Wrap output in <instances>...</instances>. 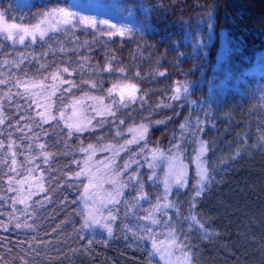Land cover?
<instances>
[{
	"label": "trees",
	"instance_id": "1",
	"mask_svg": "<svg viewBox=\"0 0 264 264\" xmlns=\"http://www.w3.org/2000/svg\"><path fill=\"white\" fill-rule=\"evenodd\" d=\"M140 1L150 7V31L110 37L102 26L84 31L75 27L70 32H65L69 26H64L46 42L23 47H13L0 37V80L7 81L0 84L5 121L0 125V140L5 144L0 160L6 162L0 163V222L8 228L0 227V264H162L155 255H149L153 252L151 239L133 236L148 235L142 231L150 227L143 217L146 209L163 200L162 195L157 196L158 184L147 187L151 201L134 214L125 212L122 201L116 205L112 237L104 229L85 226L83 181L77 176L82 169L81 148L122 145L125 156L137 162L143 161L142 155L149 150L174 147L188 116L184 100L172 99L174 87L185 72L196 76L192 49L184 40L186 33L195 35L201 21L214 14L217 32L228 28L231 35L242 38L241 49L229 57L231 70L240 72L264 47V0H123L143 19ZM57 7L73 6L69 0H33L28 7H19L16 0H0V12L8 20L26 25L38 23ZM85 41L93 45L92 51L87 50ZM217 46L215 41L210 47V62ZM61 47L66 51H59ZM81 63L84 71L74 70ZM63 67H68L71 75L61 72L60 78L52 80L50 74ZM121 68L124 71H119ZM61 78L69 83H61ZM40 80L44 85L61 83L54 95V115L78 96L91 94L110 100L108 91L113 85L135 84L139 91L133 102H115L109 113L96 116L88 131L76 133L71 129L69 136V128L57 117L48 123L41 120L33 96L23 88L24 81ZM94 83L96 87H92ZM141 125L147 126L145 138L127 145L129 129ZM21 136L26 139L21 140ZM10 140L16 141L13 148L20 167L34 168L43 177V192L27 208L13 203L15 195L9 190L17 178L9 171ZM195 141L206 145L203 160L208 179L195 201L191 183L183 195L186 201L180 198L177 207L183 216L197 215L204 229L198 224L179 229L182 250L191 264H264V99L254 90L243 97L226 95L212 104ZM28 144L33 148L28 149ZM30 152H47L51 159L45 163L44 157L37 155L29 163L26 157ZM193 202L195 208L191 207ZM16 223L31 228L17 229Z\"/></svg>",
	"mask_w": 264,
	"mask_h": 264
},
{
	"label": "rangeland",
	"instance_id": "2",
	"mask_svg": "<svg viewBox=\"0 0 264 264\" xmlns=\"http://www.w3.org/2000/svg\"><path fill=\"white\" fill-rule=\"evenodd\" d=\"M32 1L16 0L19 7H28L32 5ZM69 1L73 6L72 8L57 7L55 9H64L76 14V16L89 17L97 22L106 21L107 24L98 26H102L108 31L115 32L122 29L125 35L136 31L146 32L153 28L149 15L150 7L143 1L139 3L140 14L144 15L143 19L139 18L137 10L133 6H127L123 0ZM4 21L8 24H17L27 28H31L40 22L26 25L8 20L5 16ZM49 24L55 25L56 20L50 18L48 23L41 25V27L48 28ZM215 25L216 19L214 14H212L201 21L199 30L195 35L191 34V32H187L185 35V43L192 49L190 54L193 61L192 71L196 73V76L189 75L187 71L183 79L177 81L174 87L175 95H177L176 89L179 88L180 99H183L188 106V116L181 124L184 125V128L180 126L178 142L174 147L168 151L149 150L147 154L144 153L142 155L143 161L137 162H134L133 157L125 156V150L122 145L92 144L91 149H89V145L81 148L87 150H81V153H83L80 179L83 181L82 199L90 228L106 230L103 225L107 223L108 212L111 210L112 214L115 215L113 209L118 205L109 203L110 199L122 201L125 205L126 213H136L137 209L143 208L151 201L147 187L154 188L156 183L159 186L157 196L162 195L163 197V200L159 203L161 205L165 203L175 205V207L170 208L161 207V210L155 213V218L161 221L160 224L153 225L150 220L146 219L149 226L153 228L157 243L163 242L164 258H162L160 253L154 254L156 258L161 260L162 264H185L182 253L186 252L179 247L168 248V234L170 229H175L177 237L179 229L182 230L185 225L193 226L194 224L191 219L181 214L177 205L180 198L182 202L186 201V199L184 201L183 195L191 183V188L195 191L193 185L199 179L197 176L196 157L200 152L201 145L203 144L206 147L204 143L195 141V135L205 124L206 116L212 104L220 102L228 94L243 97L248 90H254L264 99V47L255 53L252 61L244 65L240 72H234L229 65V57L232 51L241 49L242 38L231 35L228 28H222L217 32ZM64 26L66 25H59L60 28ZM111 26L115 27L111 28ZM56 32L49 30L43 40L37 34L34 42L31 36H28L24 44H14L13 41L6 40L5 33H0V37L13 47H23L29 44L44 43L49 36ZM117 36L122 35H112L111 37ZM215 41H217L218 46L214 60L210 62V47ZM31 82L33 81H24L23 88L25 89L24 85ZM60 84L56 82L44 85L43 91L39 88H29L28 93H40L39 95H31L38 101L37 106H39L37 108L40 110L38 113L45 112L48 115L50 111L51 116L62 120L66 126L69 124L73 125L72 130L76 133L88 131L92 127L94 118L109 113L111 106L115 102L119 104L133 102L138 97L139 91L135 84H118L115 85L114 91L111 93L108 91L110 100L91 94L78 96L71 99L70 105L63 106L59 110L58 115H54V95L52 93L56 92V88ZM126 85H135L134 100L130 98L133 94V89L126 87ZM185 87H187V92L184 91ZM61 113H63V116H61ZM75 126L85 130L76 131ZM133 130L130 132L127 145L139 143L143 140L139 136L143 134L145 138L147 133H143L140 127ZM134 137L136 142L129 143V141H133ZM154 152H156L155 158L153 157ZM10 157L12 158L11 153ZM15 159L17 161L16 170L13 172L17 178L12 183V188L17 189V191L13 192L16 199L24 198L28 205L36 195H40L43 192V177L37 170L29 172V168L22 169L17 156ZM201 160L203 161V167L206 168L203 156ZM135 166L136 169L134 170ZM181 170L184 171L185 179L187 180L185 187H179L175 183L177 174ZM130 177H135V179L130 180ZM166 180L169 184L167 196L165 195ZM18 181L20 183H17ZM123 185H127V187H123ZM141 185L143 186L142 188ZM85 188L88 189L87 192H85ZM118 191L121 193L119 196L116 195ZM143 196H146V198H142ZM181 200L180 204L182 203ZM18 204L25 206L24 203ZM89 213H92L95 221L98 222H94ZM177 243L181 244L178 238Z\"/></svg>",
	"mask_w": 264,
	"mask_h": 264
},
{
	"label": "snow or ice",
	"instance_id": "3",
	"mask_svg": "<svg viewBox=\"0 0 264 264\" xmlns=\"http://www.w3.org/2000/svg\"><path fill=\"white\" fill-rule=\"evenodd\" d=\"M50 18L53 19V20H56V24L55 25L49 24L48 28H42L41 25L48 23ZM60 24L69 26V27H66L64 29V31L65 32H70L75 27H81L82 31H84V30H86L88 28L98 29V25H104V24H107V22L106 21L97 22L95 19H92V18H89V17L76 16V14H74L72 12H69V11H66L64 9H53L51 12L46 13L44 15V19L41 20L38 24L32 26L31 28H27V27H23V26L17 25V24L5 23V21H4V13L0 12V33H5L6 34L5 35V39L13 41L14 44L15 43L24 44L25 43V39L28 36H31V38H32V40L34 42L36 40L37 34L39 35L40 39L43 40L45 35H47L49 30H51V31H60L61 30L60 27H59ZM114 27L115 26H111V28H114ZM91 35L95 36L96 33L93 32V33H91ZM107 35L110 36V37L112 35H124V30H122V29L121 30H116L115 32L109 30L107 32ZM98 42L99 41H96V43H98ZM85 44H87V50L88 51H92L93 45L92 44H88L86 41H85ZM59 51L63 52V51H66V49L61 47L59 49ZM23 59L24 58L22 57L21 63H23ZM17 67H19V65H17ZM40 67L44 68L45 66L43 64H41ZM89 67H91V65H89ZM74 70H76V71H84L83 63L77 64V66H76V68ZM97 71H99V69H97ZM104 71H111V69L110 68H105ZM119 71L122 72V71H124V69L121 68V69H119ZM61 72L68 73L69 75H71V73L69 72V68L68 67H63L62 69L57 68V70L55 72L50 74L52 80L55 81L58 78H60V73ZM161 75H163V73H161ZM45 79H47V77H45ZM6 82L7 81H5V80H0V84H4ZM21 83L22 82L19 79L16 80V84L17 85H20ZM61 83H69V82L67 80H63L61 78ZM75 86H76L75 84L72 85V87H75ZM24 87H25V91L26 92L29 91V88H39V89H41L43 91L44 84H43L42 80L33 81L30 84H25ZM92 87H96V84L94 83L92 85ZM126 87H130V88L133 89V94H132V96L130 98L134 100L135 99V96H134L135 85H126ZM115 88H116V86L114 85L112 89H109V93L114 91ZM65 91H70V89H65ZM179 91H180V89L177 88L176 89L177 95L173 96L172 99H175V100H179L180 99ZM184 91L187 92V87L184 88ZM39 94L40 93H30V95H39ZM52 94L55 95V92H53ZM17 95H21V94L17 93ZM8 98H10V97H8ZM32 103L38 104V101L33 99ZM166 106L171 107V105H166ZM98 114H100V113H98ZM38 115L41 117V120L44 123H48L49 119H52V120L56 119L54 116L50 115V111H49L48 115H46L45 112H40V113H38ZM61 116H63V113H61ZM4 122L5 121H4V116H3V113H2V105H0V125L4 124ZM156 123H158V124L159 123H163V121H156ZM36 126L39 127L40 125L37 124ZM26 127L29 128V131H32L31 126L26 125ZM67 127L69 128L68 135L71 136L72 135L71 129L73 128V125L69 124V125H67ZM140 128L142 129L143 133L147 132V126L141 125ZM181 128H184V125H181ZM75 130L76 131H83L85 129H83V128L79 127V126H75ZM17 131H21L22 132L23 130L18 128ZM129 131H134V130L133 129H129ZM119 134L120 133H117V135H119ZM7 135L9 137H11V133H8ZM35 138L38 139L39 138V134H37ZM139 138L140 139H144V135L141 134L139 136ZM20 139L24 140V139H26V137L21 136ZM133 142H136L135 137H134L133 141H129V143H133ZM15 144H16V141L10 140L9 143H8V147H7V151L9 153H11V156H12L11 164L13 165V167H11L9 169V171H15L16 170L15 169V165L17 163V161L15 159L16 152L13 151V145H15ZM4 146H5L4 141L0 140V149H3ZM39 147L43 148L44 145H39ZM88 147H89V149H91L92 145H89ZM27 148L28 149H32L33 145L32 144H28ZM81 150L82 151H87L86 149H81ZM206 151H207V148L202 144L201 148H200V152H199V154L196 157V160H197V176L199 177V179L197 180L196 184L193 185V187L195 189L194 195L192 197L193 201H195L196 197H199V196L202 195V193L204 191V183L208 179V169L203 167V161L201 160V157L204 155V153ZM37 155H42L44 157V162L45 163H47L48 160L51 159V154H49L47 152H41L39 154L30 152L29 156L26 157V160H28L29 163H32L36 159ZM155 156H156V152L153 153V157L154 158H155ZM0 163H6V162L4 160H0ZM125 167H127V165H125ZM34 170L35 169H28L29 172L34 171ZM79 175H80V173H77V176H79ZM11 179L12 178L9 177L10 181H11ZM132 179H135V177H130V180H132ZM17 183H20V182L18 181ZM175 183L179 187H185L187 185V180L185 179V173H184L183 170H181L177 174ZM123 187H127V185H123ZM142 187L143 186L141 185V188ZM9 190L10 191H17V189H15V188H10ZM87 191H88V189L85 188V192H87ZM168 191H169V184H168V182L166 180L165 181V195L166 196H167ZM116 195L119 196V195H121V193L118 191L116 193ZM142 198H146V196H143ZM0 199H3V197H0ZM13 203H24L26 205V208H27L26 200L24 198H19V199L14 198L13 199ZM109 203L119 204L120 201L119 200L110 199ZM161 207L170 208V207H175V205L171 204V203H165V204L161 205L159 202H157L151 208V210H147V209L145 210L147 212V216L143 217V219L150 220L151 224H153V225L160 224L161 221L155 218V213L159 212L161 210ZM191 207L195 208V203L194 202L191 204ZM165 215H166V213H165ZM89 216L92 217L94 222H98V221H95V217L92 216V213H89ZM189 218L192 220V222L194 224H198L201 229H204V225H203V223L201 221H199L197 219V215H191ZM106 219H107V223H105L103 225V227L106 228L109 237H112L113 236V231H114L112 225L115 223L117 217L115 215H113L112 211L110 210L108 212V216H107ZM87 224H88V221H85V226H87ZM0 227L4 228L6 231L8 230L7 225H5L3 222H0ZM21 227L31 228V225L24 224L22 226L20 223H16L15 224V228L19 229ZM124 227L127 228V225H124ZM129 231H131V229H129ZM142 231L144 233H147L148 235L144 236V235H137L136 233H133L134 238L139 239V240H143V239H146V238L147 239H151L153 252L149 253V255H154V254L160 253L162 258H164L163 250H162L163 242H160V244L157 243V241H156V239L154 237L153 229L151 227H145V228L142 229ZM175 232H176L175 229H170L169 230V234H168L169 235L168 248L179 247V248L183 249L184 246L177 243V237L175 235ZM125 238H127V237H125ZM182 254H183V257H184V260H185V264H191V259H190L189 255L187 253H182ZM25 264H26V262H25Z\"/></svg>",
	"mask_w": 264,
	"mask_h": 264
}]
</instances>
